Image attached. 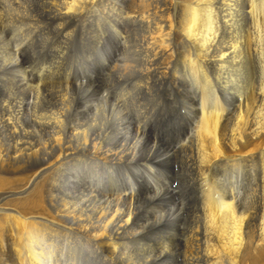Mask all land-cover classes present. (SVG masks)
I'll use <instances>...</instances> for the list:
<instances>
[{"label":"bare ground","instance_id":"bare-ground-1","mask_svg":"<svg viewBox=\"0 0 264 264\" xmlns=\"http://www.w3.org/2000/svg\"><path fill=\"white\" fill-rule=\"evenodd\" d=\"M0 252L264 264V0H0Z\"/></svg>","mask_w":264,"mask_h":264},{"label":"rangeland","instance_id":"rangeland-1","mask_svg":"<svg viewBox=\"0 0 264 264\" xmlns=\"http://www.w3.org/2000/svg\"><path fill=\"white\" fill-rule=\"evenodd\" d=\"M30 76H31V77H30ZM29 77H30L31 79H33V77H32L31 74L29 75ZM45 238H46V237H45ZM43 239H44V238H43ZM12 247H13V246H12ZM12 247H10V250H11V251H13ZM1 251H2V250H1ZM0 253H1V252H0ZM0 259H1V254H0Z\"/></svg>","mask_w":264,"mask_h":264}]
</instances>
